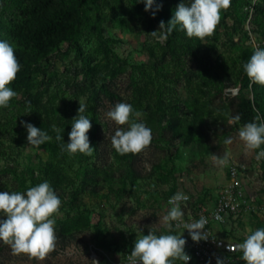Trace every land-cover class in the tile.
<instances>
[{
  "label": "rangeland",
  "instance_id": "374dc122",
  "mask_svg": "<svg viewBox=\"0 0 264 264\" xmlns=\"http://www.w3.org/2000/svg\"><path fill=\"white\" fill-rule=\"evenodd\" d=\"M180 2L154 0L145 11L132 0H0V40L13 45L21 65L7 85L17 96L0 107V191L48 181L61 200L52 217L54 251L41 261L0 241V264H127L125 254L150 229L171 234L163 222L170 194L201 198L224 181L227 165L215 164L213 154L228 163L254 160L263 145L248 152L238 136L244 124L230 120L244 95L252 122L264 123V86L243 68L255 48L264 49V0H231L210 37L188 38L177 25L161 42L151 32L164 31L160 21L167 28ZM34 17L47 27L27 43L21 33ZM120 102L152 131L139 154L120 155L111 145L117 128L128 127L107 116ZM79 103L92 123L91 156L62 150ZM21 121L51 139L29 145ZM260 168L248 190L264 206V159ZM260 228L264 213H251L238 233Z\"/></svg>",
  "mask_w": 264,
  "mask_h": 264
},
{
  "label": "clouds",
  "instance_id": "9594fccd",
  "mask_svg": "<svg viewBox=\"0 0 264 264\" xmlns=\"http://www.w3.org/2000/svg\"><path fill=\"white\" fill-rule=\"evenodd\" d=\"M154 0H144L145 11L153 5ZM231 6V0H191L190 5L181 2L177 5L172 18L165 28L164 21H160L159 30L152 31L151 35L161 42L167 39L177 25L188 38L196 37L204 39L214 34L220 22L222 10ZM159 7V6H158ZM155 15V12L152 13ZM21 65L17 60L14 47L8 41L0 40V107H8L12 98L17 96L9 85L16 79ZM249 80L260 86H264V49L255 48L250 59L243 65ZM86 106L79 103L77 116L68 133L66 150L69 154L81 153L91 156L94 148L90 144L87 133L92 127L89 117L83 115ZM133 115L139 117V112H134L129 103H117L107 112L108 118L117 125H128L127 129L117 128L111 137V145L120 154H139L150 146L152 131L142 122L132 119ZM257 115L255 120H259ZM240 116L231 118L230 123L239 122ZM27 130V142L29 145L39 147L49 141L51 137L40 128L31 123L21 121ZM56 139L61 140L60 130L56 129ZM239 139L244 143L245 149L252 152L264 145V123L248 122L238 131ZM231 144L232 139L225 140ZM264 158V150L256 154V159ZM213 162L220 166L228 164L227 155L219 157L212 155ZM188 196L178 192L173 195L168 203L171 205L163 222L171 228V222L182 223L187 229L193 241L207 239L205 231L207 219L203 216L192 223L183 221L181 202L187 201ZM61 200L56 195L48 181L29 187L26 192L0 191V213L5 217L0 219V241L11 247L15 254H28L30 258L44 260L49 253L54 251L57 237L55 235V220L52 218L59 213ZM246 239L236 245L233 251L242 252L241 259L245 264H264V228L251 231ZM186 240L181 235L162 234L157 235L149 230L147 235H142L135 240L130 253L131 264H174L179 259L186 264L191 257L185 253ZM217 264H225L224 259L217 258Z\"/></svg>",
  "mask_w": 264,
  "mask_h": 264
},
{
  "label": "built area",
  "instance_id": "2783aa9c",
  "mask_svg": "<svg viewBox=\"0 0 264 264\" xmlns=\"http://www.w3.org/2000/svg\"><path fill=\"white\" fill-rule=\"evenodd\" d=\"M264 150V145L259 150ZM254 157L252 162L233 161L227 164L224 181L214 189L207 192L204 197H191L181 202L183 221L192 223L201 216L207 219L205 231L208 238L193 241L187 229L182 223L171 222L170 231L173 235H181L186 240L184 251L191 259L186 264H217V258H222L225 264H245L241 259L242 252L233 251L236 245L242 243L247 235L238 233L243 217L251 213H264V206H257L252 202L248 183L254 182L261 173V161ZM178 193V192H176ZM176 193L166 198L167 211L171 205L169 199ZM130 254H125L127 264L130 262ZM181 264L183 261L177 259Z\"/></svg>",
  "mask_w": 264,
  "mask_h": 264
},
{
  "label": "trees",
  "instance_id": "16d2710c",
  "mask_svg": "<svg viewBox=\"0 0 264 264\" xmlns=\"http://www.w3.org/2000/svg\"><path fill=\"white\" fill-rule=\"evenodd\" d=\"M138 7L145 9L144 0H132ZM256 11L259 9L257 6H254ZM151 10V8L149 9ZM47 27L46 20H42L38 17H34L30 19L26 24V29L23 33H21L22 38L27 42L31 43L35 39V35L39 33V31L45 30ZM4 31L2 27H0V32ZM28 80H26V85L28 84ZM238 115L240 116L239 122L241 124H246L248 122H252L254 115H255V109L251 102V100L242 95L241 99L238 103ZM173 234V232H171Z\"/></svg>",
  "mask_w": 264,
  "mask_h": 264
}]
</instances>
